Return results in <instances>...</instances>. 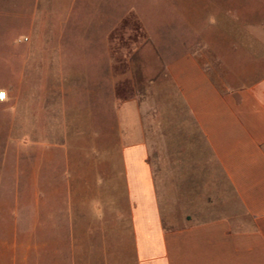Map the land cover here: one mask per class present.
Instances as JSON below:
<instances>
[{
  "label": "rangeland",
  "instance_id": "rangeland-1",
  "mask_svg": "<svg viewBox=\"0 0 264 264\" xmlns=\"http://www.w3.org/2000/svg\"><path fill=\"white\" fill-rule=\"evenodd\" d=\"M62 1L0 0V90L6 94L0 100V195L28 211L38 182L47 186L44 198L55 216L68 201L71 214L93 213L97 200L109 208L111 197L120 199L121 148L143 123L172 216L179 212L175 198L186 197L182 209L194 213L197 195L206 194L175 186H213L221 200L226 187L216 164L190 158L194 126L173 122L177 111L188 116L166 73L171 62L196 53L219 74L228 72L223 61L239 76L263 74L264 0H74L65 12ZM237 50L240 60L232 53ZM228 74L219 80L241 81ZM133 100L149 108L150 122H119L126 113L115 104ZM31 106L37 122H31ZM46 116L54 121L44 122ZM175 151L186 158H174ZM180 168L192 173L178 175L177 183ZM223 209L215 204V211Z\"/></svg>",
  "mask_w": 264,
  "mask_h": 264
},
{
  "label": "crops",
  "instance_id": "crops-1",
  "mask_svg": "<svg viewBox=\"0 0 264 264\" xmlns=\"http://www.w3.org/2000/svg\"><path fill=\"white\" fill-rule=\"evenodd\" d=\"M71 3L74 0L62 1L63 12ZM232 53L240 60L238 50ZM222 64L241 81L219 80L228 72L216 73L218 67L215 70L208 57L204 61L196 53L174 60L166 73L179 107L188 116L187 120L177 111L173 122L194 126L190 158L199 156L216 164L226 187L221 200H215L213 186H175L177 191L206 194L197 195L194 213L183 211L186 197L175 198L179 212L172 216L151 165L149 125L142 123L139 134L127 138L121 148L120 199L111 197L109 208L97 200L93 213L71 214L68 201L62 215L55 216L44 198L47 186L38 182L28 211L19 200L0 195V264H264V73L239 76L233 65ZM98 92L95 88L92 93L99 96ZM115 109L126 113L125 121L119 122H150L149 108L137 100L120 108L115 104ZM20 116L21 108H15V119ZM30 119L38 120L33 106ZM41 119L54 121L47 116ZM0 135L4 136V122H0ZM180 138L184 141L186 135ZM186 155L174 152L180 161ZM210 170L213 175V166ZM189 172L177 169V183L178 175ZM214 203L224 204L225 209L215 211Z\"/></svg>",
  "mask_w": 264,
  "mask_h": 264
},
{
  "label": "built area",
  "instance_id": "built-area-1",
  "mask_svg": "<svg viewBox=\"0 0 264 264\" xmlns=\"http://www.w3.org/2000/svg\"><path fill=\"white\" fill-rule=\"evenodd\" d=\"M6 98V94L5 93H0V100H4Z\"/></svg>",
  "mask_w": 264,
  "mask_h": 264
}]
</instances>
